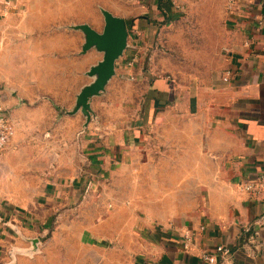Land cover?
Masks as SVG:
<instances>
[{
  "label": "crops",
  "instance_id": "0c3cea01",
  "mask_svg": "<svg viewBox=\"0 0 264 264\" xmlns=\"http://www.w3.org/2000/svg\"><path fill=\"white\" fill-rule=\"evenodd\" d=\"M193 1L134 0L126 14L114 13L133 29V34L128 29V46L116 61L115 73L120 69L132 78L149 80L147 91L133 109L114 105L108 114L97 113L94 96L90 119L78 107L77 96L95 80H89L88 71L104 53L96 47L82 51L85 36L73 27L82 23L70 11L73 4L0 0L9 2L2 7L5 16H0V87L5 85L0 98L16 126L15 136L0 155V255L18 233L28 239L41 233L54 209L79 201L81 192L96 187L101 176L120 167L133 169L134 156L146 154L152 131L160 130L164 122L177 123L176 112L183 105L186 128L202 134L195 164L185 167L198 173L192 179L205 183L207 195L199 211L161 216L159 226L147 236L150 247L139 254L138 264H209L202 253L215 252L220 245L234 254L230 259L218 256L217 264H264V200L241 189L243 182L264 174V0L229 1L227 22L233 35L226 42L223 69L209 82L188 87L185 94L170 82L171 101L165 106L174 114L169 120L159 115L165 106L155 108L147 102L157 78L149 79L133 66L140 45L132 37L145 35L152 16L155 24L171 21L183 9H191ZM134 11L140 14L130 19ZM90 25L101 31L104 22ZM227 71L231 74L224 81ZM48 80L55 85L44 86ZM210 156L216 161H209ZM123 181L122 186L129 185L132 179ZM186 232L193 233L189 249Z\"/></svg>",
  "mask_w": 264,
  "mask_h": 264
},
{
  "label": "rangeland",
  "instance_id": "374dc122",
  "mask_svg": "<svg viewBox=\"0 0 264 264\" xmlns=\"http://www.w3.org/2000/svg\"><path fill=\"white\" fill-rule=\"evenodd\" d=\"M68 1L73 4L70 11L82 22L73 25L74 28L91 26L98 21L105 25L104 11L126 14L136 3L134 0ZM229 1L194 0L192 8L183 9L178 18L159 24H155L158 21L152 16L145 35L132 37L140 45L135 62L138 65H133L135 72H142L149 79L168 80L182 94L192 85L209 82L223 69L226 42L233 35L227 22ZM5 13L2 8L0 16L4 17ZM139 14L134 11L130 19ZM129 27L133 34L132 26ZM79 30L86 43L85 32ZM94 77L90 75L89 80ZM148 81L132 78L119 69L105 88L94 95L97 97H91H94L97 113L108 114L110 107L121 104L133 109L144 100ZM54 85L49 80L44 84L46 87ZM4 87L2 83L0 89ZM133 113L130 111L129 115ZM172 113L171 108L165 106L159 115L167 121ZM176 114L180 115L174 124L176 128L164 122L160 130L152 131L146 154L134 156L131 163L134 164L130 165L133 169L125 171L127 166L120 167L101 176L96 187L81 192L79 201L64 202L54 209L45 220L42 232L34 237L28 239L18 233L15 239L11 238L6 250H2L0 264H40L39 261L49 260L67 261L65 264H138L139 254L150 247L147 236L152 227L159 226V218L172 217L185 209L199 211L207 195V189H203L205 183L194 180L198 173L185 167L195 164L202 134L186 128L188 113L183 105ZM208 160L216 161V158L210 156ZM223 165L225 175V161ZM126 179L132 182L122 186V180ZM2 206L7 204L2 203Z\"/></svg>",
  "mask_w": 264,
  "mask_h": 264
},
{
  "label": "water",
  "instance_id": "95a60500",
  "mask_svg": "<svg viewBox=\"0 0 264 264\" xmlns=\"http://www.w3.org/2000/svg\"><path fill=\"white\" fill-rule=\"evenodd\" d=\"M105 25L98 31L89 25H80L86 34L84 50L96 47L104 53L102 60L91 67L89 74L95 80L84 86L77 98L78 107L91 118L90 99L98 95L109 79L115 74L116 61L123 55L128 46L129 30L124 18L104 11Z\"/></svg>",
  "mask_w": 264,
  "mask_h": 264
},
{
  "label": "built area",
  "instance_id": "2783aa9c",
  "mask_svg": "<svg viewBox=\"0 0 264 264\" xmlns=\"http://www.w3.org/2000/svg\"><path fill=\"white\" fill-rule=\"evenodd\" d=\"M1 5L8 6L9 2L0 3ZM264 8V1L262 3ZM180 9H183L182 5H178ZM231 72L227 71L226 76L224 77V81H228ZM16 133V126L13 119L10 116L8 107L4 104L3 100L0 98V155L2 152L8 147L10 142ZM242 191L249 194L250 197L255 199L264 200V174L261 175L256 180H248L241 184ZM259 235V232L255 233L250 237L251 240H255V237ZM192 232H186L184 238L186 240L185 247L187 249L190 248L192 242ZM234 251L225 245H220L216 248L215 252L205 251L202 253V258L208 262L209 264H217L218 256L223 258H232Z\"/></svg>",
  "mask_w": 264,
  "mask_h": 264
},
{
  "label": "trees",
  "instance_id": "16d2710c",
  "mask_svg": "<svg viewBox=\"0 0 264 264\" xmlns=\"http://www.w3.org/2000/svg\"><path fill=\"white\" fill-rule=\"evenodd\" d=\"M170 89V82H166L164 79L157 78L151 84L150 92L147 95V102H151L155 108L168 105L171 101L169 94ZM155 92H158L159 94L154 95Z\"/></svg>",
  "mask_w": 264,
  "mask_h": 264
}]
</instances>
